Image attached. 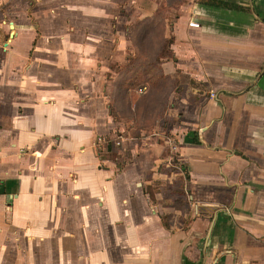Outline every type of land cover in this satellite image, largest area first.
<instances>
[{
  "label": "crops",
  "instance_id": "crops-1",
  "mask_svg": "<svg viewBox=\"0 0 264 264\" xmlns=\"http://www.w3.org/2000/svg\"><path fill=\"white\" fill-rule=\"evenodd\" d=\"M165 1L0 0V264H264V0L168 12L139 131L117 82Z\"/></svg>",
  "mask_w": 264,
  "mask_h": 264
},
{
  "label": "trees",
  "instance_id": "trees-1",
  "mask_svg": "<svg viewBox=\"0 0 264 264\" xmlns=\"http://www.w3.org/2000/svg\"><path fill=\"white\" fill-rule=\"evenodd\" d=\"M181 2L182 0H166L153 18L142 21L129 32L135 56H129L127 64L119 73L117 84L122 92L123 116L131 115L129 103L137 105L138 114L142 118L137 123L139 131L164 119L169 107V97L178 91L180 81L165 76L160 64L161 59L172 56L169 50L171 41L165 38L166 16L179 7ZM200 2L225 9H239L210 0ZM143 88H146L145 92L139 94ZM116 97L119 100L120 95L117 94Z\"/></svg>",
  "mask_w": 264,
  "mask_h": 264
},
{
  "label": "rangeland",
  "instance_id": "rangeland-1",
  "mask_svg": "<svg viewBox=\"0 0 264 264\" xmlns=\"http://www.w3.org/2000/svg\"><path fill=\"white\" fill-rule=\"evenodd\" d=\"M170 15V14H169ZM169 15H167L166 17H167V19H170V16ZM172 15V14H171ZM178 81H180V80H178ZM163 121V120H162Z\"/></svg>",
  "mask_w": 264,
  "mask_h": 264
},
{
  "label": "built area",
  "instance_id": "built-area-1",
  "mask_svg": "<svg viewBox=\"0 0 264 264\" xmlns=\"http://www.w3.org/2000/svg\"><path fill=\"white\" fill-rule=\"evenodd\" d=\"M191 25H192V26H198L197 24H193V23H192Z\"/></svg>",
  "mask_w": 264,
  "mask_h": 264
}]
</instances>
